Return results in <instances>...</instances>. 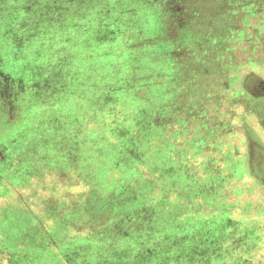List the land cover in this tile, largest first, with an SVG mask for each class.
I'll return each mask as SVG.
<instances>
[{
	"label": "rangeland",
	"instance_id": "obj_1",
	"mask_svg": "<svg viewBox=\"0 0 264 264\" xmlns=\"http://www.w3.org/2000/svg\"><path fill=\"white\" fill-rule=\"evenodd\" d=\"M50 3L0 48V264H264V0Z\"/></svg>",
	"mask_w": 264,
	"mask_h": 264
},
{
	"label": "crops",
	"instance_id": "obj_2",
	"mask_svg": "<svg viewBox=\"0 0 264 264\" xmlns=\"http://www.w3.org/2000/svg\"><path fill=\"white\" fill-rule=\"evenodd\" d=\"M42 1L43 4H47L46 7H49V10L45 13V16L49 17L51 0H0V16H4L6 11L16 9L18 2H20V6L22 5L23 9L30 10L33 13L32 19H27V17L24 19L28 22L27 26L24 25L25 23L18 22L17 20L12 22L6 19L5 16L0 19V48L8 49L10 62L16 56L18 57L17 54L22 55V52H20L23 51L22 48L26 46L29 48V45L34 44V39L40 36V14L46 9V7L43 10L40 8V2ZM36 12H40V14ZM32 62L34 63L35 60Z\"/></svg>",
	"mask_w": 264,
	"mask_h": 264
}]
</instances>
